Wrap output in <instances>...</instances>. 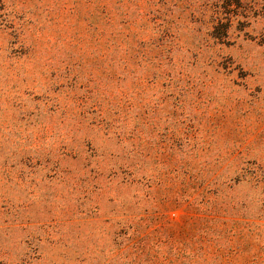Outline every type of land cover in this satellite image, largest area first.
<instances>
[{
  "label": "rangeland",
  "instance_id": "obj_1",
  "mask_svg": "<svg viewBox=\"0 0 264 264\" xmlns=\"http://www.w3.org/2000/svg\"><path fill=\"white\" fill-rule=\"evenodd\" d=\"M0 264H264V0H0Z\"/></svg>",
  "mask_w": 264,
  "mask_h": 264
}]
</instances>
